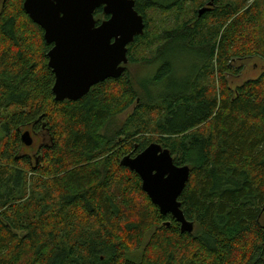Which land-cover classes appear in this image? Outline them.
Returning a JSON list of instances; mask_svg holds the SVG:
<instances>
[{
    "label": "trees",
    "instance_id": "1",
    "mask_svg": "<svg viewBox=\"0 0 264 264\" xmlns=\"http://www.w3.org/2000/svg\"><path fill=\"white\" fill-rule=\"evenodd\" d=\"M133 1L144 30L127 46L128 63L148 50L143 61L157 64L138 83L142 94L126 69L77 100L56 101L52 45L24 0H1L0 264H264V72L234 87L227 77L239 72L237 61L264 59V11L249 0H214L192 24L186 0ZM153 11L173 14L174 24L152 33ZM97 16L108 17L101 6ZM181 54L191 61L174 78ZM132 104L121 127L103 133ZM25 130L47 140L24 152ZM151 142L190 167L178 200L191 233L160 213L120 163Z\"/></svg>",
    "mask_w": 264,
    "mask_h": 264
},
{
    "label": "water",
    "instance_id": "2",
    "mask_svg": "<svg viewBox=\"0 0 264 264\" xmlns=\"http://www.w3.org/2000/svg\"><path fill=\"white\" fill-rule=\"evenodd\" d=\"M100 6L108 18L97 23L94 12ZM23 10L52 45L47 64L54 74L56 101L77 100L93 85L120 77L128 63V44L144 30L133 0H24ZM21 141L32 144L28 130ZM120 163L138 174L141 189L160 213H170L182 232L193 231L178 200L189 179L188 165H176L169 150L155 142L135 155H124Z\"/></svg>",
    "mask_w": 264,
    "mask_h": 264
},
{
    "label": "rangeland",
    "instance_id": "3",
    "mask_svg": "<svg viewBox=\"0 0 264 264\" xmlns=\"http://www.w3.org/2000/svg\"><path fill=\"white\" fill-rule=\"evenodd\" d=\"M200 0H186V3L184 5V13L185 16L188 17L189 13H192V11L197 7ZM264 0H249V3L255 2L259 3V8L261 12L264 11V5H262V2ZM1 4V0H0ZM99 17V16H97ZM95 17V19H97ZM151 20L149 21V28L150 31L154 34H159L162 32L163 29L169 28L174 24L173 21V14L167 16V14L161 13L159 11H153L150 14ZM101 21L104 19L102 16L99 17ZM147 53L149 56L150 51L148 50H142L139 52V61L135 63H127L126 69L128 71L129 78L134 84V87L136 88L137 92L141 95L142 90L139 88V84L142 80L151 78L152 73L155 71L157 64L154 63H148L147 61H143L144 59H147ZM184 54L179 55L175 59V65H174V78H182L181 75L184 73L182 71L186 65V62H190L191 60H188V58L184 57ZM239 65L240 70L237 74L234 75H228V83L231 87H234L236 85L241 84L242 82L254 78L257 75L260 74L261 71H264V59L260 57H249L240 61H237L235 63V66ZM189 66V65H188ZM186 66V67H188ZM201 84H205L210 86L212 88L216 85V80H210L207 78H204L203 81H201ZM166 83L164 82L161 84L160 92H164L166 89ZM151 90H154L156 93H158L159 89L158 87H151ZM134 109V104H132L129 108H127L125 111H123L120 114H117L114 116L108 124L103 129V133L112 135V133L126 121V119L129 117V115L132 113ZM38 134V133H37ZM123 137H121L122 139ZM120 139V138H119ZM46 141V140H45ZM41 142V138L39 136L34 137V149H36V146ZM35 150H32L30 147H26L24 149V152H34ZM189 166V165H188ZM151 232H148L145 235V240L149 237ZM140 256V251H136V253H133L130 255V258L133 260H136Z\"/></svg>",
    "mask_w": 264,
    "mask_h": 264
},
{
    "label": "flooded vegetation",
    "instance_id": "4",
    "mask_svg": "<svg viewBox=\"0 0 264 264\" xmlns=\"http://www.w3.org/2000/svg\"><path fill=\"white\" fill-rule=\"evenodd\" d=\"M213 8H214V0H204V2H202V4L200 6L196 7L192 11V13H189L187 20L190 21V23L193 24V18L194 17L198 18V17H200L202 15V13L207 12V11L213 9ZM201 9H205V11L202 12L201 14H199V11ZM262 72H264V71H261L260 73H262ZM29 132H30V135H31V137L33 139V142H32V144L30 146H25V147H30L32 150H35L36 151V149L40 146V144L42 142H45V140H47V138H46V136H45V134L43 132L38 133V134H37L36 131H29ZM36 136H39L41 138V142H40V144H38L36 146V149H34L33 143H34V137H36Z\"/></svg>",
    "mask_w": 264,
    "mask_h": 264
}]
</instances>
